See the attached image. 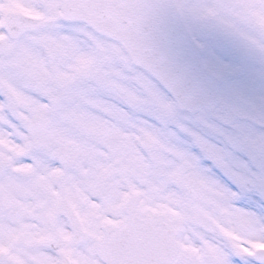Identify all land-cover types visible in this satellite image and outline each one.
<instances>
[{
	"label": "snow or ice",
	"instance_id": "obj_1",
	"mask_svg": "<svg viewBox=\"0 0 264 264\" xmlns=\"http://www.w3.org/2000/svg\"><path fill=\"white\" fill-rule=\"evenodd\" d=\"M0 264H264V0H0Z\"/></svg>",
	"mask_w": 264,
	"mask_h": 264
}]
</instances>
